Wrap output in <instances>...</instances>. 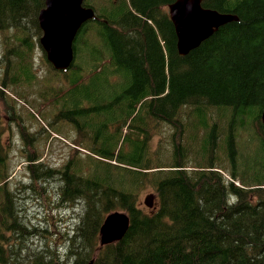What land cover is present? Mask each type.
<instances>
[{"label":"trees","instance_id":"16d2710c","mask_svg":"<svg viewBox=\"0 0 264 264\" xmlns=\"http://www.w3.org/2000/svg\"><path fill=\"white\" fill-rule=\"evenodd\" d=\"M176 1L110 0L108 8L104 5L103 15L94 19L100 43L86 40L80 46L83 66L70 68L72 79L66 76L70 89L58 118L66 119L81 135L94 132L97 140L107 131L106 148L87 152L88 172L72 168V159L53 170L58 178L45 183L60 198L47 197L49 208L73 211V235L66 224L63 247L68 246L63 261L61 253H46L51 258H42L40 250L34 252L36 260L27 264H264V0H204L203 7L237 16L238 20L221 26L185 56L179 53L176 29L166 13ZM85 6L91 7L89 2ZM45 7L46 0H0V31L14 30L22 45L9 51L17 59L25 61L24 51L34 52L36 38L43 50L39 15ZM26 64L22 69L25 80L29 78ZM20 79L21 74L12 76V84ZM6 86L4 81L0 98ZM185 108L188 110L184 114L190 116L181 117ZM210 118L216 119L212 127ZM183 119L187 121L177 124L175 139L188 131L189 142L196 141L194 133L207 134L196 149L197 163L193 165L181 155L173 166H159L150 172L155 169L148 162L154 136L152 122L171 124ZM226 119L230 120L224 136L221 122L225 125ZM94 123L102 125L98 134L92 130L96 128ZM252 125L256 151L240 161L237 138ZM217 137L219 145L215 143ZM174 143L176 150H187L176 140ZM79 147L74 150L80 151ZM217 151L227 154L234 165L231 170ZM93 154L126 165L121 167L125 174L121 172L118 179L120 168L96 160ZM200 154L212 157L204 163L199 160ZM32 159L28 162L35 177ZM237 162L255 171L249 170L250 176L240 173ZM6 163L0 140V168ZM100 170L104 171L102 181L93 177L101 178ZM223 170L231 178H226ZM8 185L9 180L0 174V194L5 198L0 230L14 233L20 242V232L31 231V199L25 197L13 212V195L5 194ZM148 188L152 190L149 196L153 198L148 201L152 206L144 204L152 207L150 212L140 206L139 199ZM114 211L128 214L129 229L122 240L102 246L101 227ZM44 231L42 227L34 235ZM34 235L25 241L28 254L35 250L30 241ZM96 252L98 258L90 257ZM5 256L6 248L0 246V264H6ZM19 256L15 248L10 263L17 264Z\"/></svg>","mask_w":264,"mask_h":264},{"label":"rangeland","instance_id":"374dc122","mask_svg":"<svg viewBox=\"0 0 264 264\" xmlns=\"http://www.w3.org/2000/svg\"><path fill=\"white\" fill-rule=\"evenodd\" d=\"M85 2H89V5L93 7L92 9L95 11L96 18L103 15L104 5L106 8L110 5V0H83V3ZM166 13L169 14V9L166 10ZM96 26V20H89L86 22L85 30L75 40V59L71 67L83 66V48L82 50L80 48L83 42L91 40L100 43L95 33L97 30ZM17 37L18 34L14 30L0 31V89L2 88V83L4 81L7 82L3 98H0V140L4 146L7 163L5 167L0 168V174L4 179L7 178L9 180L5 194L9 192L13 195V202L11 204V207L13 206V212L15 208H18V205L24 203L25 197L31 199L28 205V216L32 220V226L30 227L31 231L20 232L22 235L20 242L16 239L14 233L9 234L1 228L0 234L2 235L0 238L4 237V239L0 242V246H5L6 248V256L4 257L6 258V264H11L9 258L13 257L15 248L20 251L19 259L16 262L17 264H27L28 260H36L34 258L36 257L34 252L40 250L43 252L42 258L44 256L51 258L49 254L45 255L46 253H52L54 255L61 253L62 259L60 261H63L64 253L68 246L66 244L63 247L65 233H67V227L65 228V225H68L69 233L73 235L71 228L74 227L76 217H74L73 211L71 210H59L57 208L55 209L54 206L51 209L49 208V199L47 200V197H50V200L53 198L57 200L60 197L57 196L56 190H53L45 182L57 179L58 175L53 170L60 169L61 167L59 165L67 164L71 159L73 160L72 168H84V172H88L90 169H87L88 163L86 161L89 159L87 152H95L96 150L106 148L105 135L107 131H103L97 140L95 139L94 132L91 131L90 135L89 133H83L81 135L78 129L66 119L62 120L58 118L60 112L64 109V95L70 89V84L66 76L68 79H72L71 72L73 69H70L66 74L61 73L63 72L62 70H56L54 64L47 56L45 57V52L38 46L37 38L35 39L37 44L34 52L24 51L25 61L17 59L15 53H10L13 47L17 49L22 47ZM79 48L81 51H78ZM25 62L27 63L29 75V78L25 76L27 80L24 79L22 72ZM86 66L89 67L88 60L86 61ZM18 74H21L20 82L13 85L11 77ZM72 106L74 105L71 104ZM187 110L188 108L182 110L181 117L183 115L185 117L190 116L184 114ZM212 114L217 118L215 112ZM93 118L96 120V117ZM215 118H210V127L216 123ZM229 120L226 119L225 125L224 122H221V128L225 132L224 136L227 135ZM186 121V119L182 121L176 120L171 124H155L156 122H152L154 126L151 131L154 136L150 142L148 162L155 169L150 170V172L157 171L158 168L156 167L159 166H173V164L181 160V155L190 159L193 165L197 163L195 159L198 157L196 149L201 146L202 140L207 134L204 131L194 133L197 136L196 141L189 142L191 132L188 131L180 133V136L175 139L174 135L178 128L177 124L181 125V123H186ZM94 124L96 128L93 127L94 129H91L98 134L102 125ZM254 131L255 129L252 125L249 129L241 133L240 139L237 138L236 147L239 148L237 149V158L240 157V161L245 159V155L247 158H251L256 151ZM110 134L113 135L114 133L109 132ZM174 140L187 150L182 152L176 150ZM215 143L219 145V137H217ZM76 145L80 146V151L74 150ZM190 147L193 148V152L189 151ZM217 154L222 158L223 163L229 170H231V167H234L228 160L227 154H222L218 151ZM201 156L202 159L199 160L204 163H207L212 157L210 155L203 156V154ZM92 157H95L96 160H103L111 166L120 168L118 171V179L121 177V172L125 174V169L121 167H126V165L116 161L101 159L99 156L97 158L95 154ZM30 158H34L31 161L36 166L35 173L37 174L35 177H33V172L30 169L31 163L30 161L28 162ZM187 166L188 169H191L190 165ZM236 166H241L238 172L247 173V175L249 174V170L255 171L252 168H247L241 162H237ZM51 167H57V169ZM217 167L224 169L221 166ZM159 170L161 171L162 169ZM45 172H49V175L45 174ZM84 172L81 171L79 173L84 177H89ZM99 172H101V178L97 175L93 177H97L102 181L104 171L100 170ZM223 174L226 178H231L229 172L223 170ZM35 178L37 181H34ZM118 179L113 182L114 186ZM251 181L253 180L249 182ZM23 183L29 185L34 184L33 186L35 187L27 189L23 187ZM117 186L121 188V184H117ZM100 191L102 192V190ZM150 191H152L151 188H148L147 192H142L139 197L140 206L147 212H150L152 209V207L149 209L144 204L149 195L152 194ZM3 200L5 198L0 194V209L4 203ZM82 203L86 206L84 201ZM64 204L62 203L60 206ZM48 216H50L49 219ZM12 223L14 222H9V224ZM42 227L45 228V231L35 236L34 233H37ZM31 234L34 235L30 241L34 244L33 249L35 250L31 254H28L24 250V245ZM90 257L93 259L98 258V252L93 255L90 254Z\"/></svg>","mask_w":264,"mask_h":264},{"label":"water","instance_id":"95a60500","mask_svg":"<svg viewBox=\"0 0 264 264\" xmlns=\"http://www.w3.org/2000/svg\"><path fill=\"white\" fill-rule=\"evenodd\" d=\"M204 0H177L169 5V15L173 22L177 37L178 50L182 56L199 47L203 41L212 36L221 26L237 21L238 17L221 14L203 7ZM54 20H69V29L57 40L47 34L46 22H50L51 11ZM95 11L84 6L83 0H46V7L40 12L39 22L43 31L40 40L47 58L54 64L56 70L67 71L75 59V40L82 27L95 18ZM177 17V18H176ZM52 21V22H53ZM52 27L48 24V28ZM68 32V33H67ZM264 121V110L262 115ZM152 196H149L145 203ZM149 206H152L149 204ZM130 226V218L126 213L113 212L109 214L101 227V245L116 243L123 239Z\"/></svg>","mask_w":264,"mask_h":264},{"label":"bare ground","instance_id":"6f19581e","mask_svg":"<svg viewBox=\"0 0 264 264\" xmlns=\"http://www.w3.org/2000/svg\"><path fill=\"white\" fill-rule=\"evenodd\" d=\"M54 11L55 10L51 11V17H50L51 21L50 22H48V21L46 22L48 40H49V35H52L57 40L61 39L62 35L66 34V33H63V32H66L69 29V23H68V22H70L69 20L58 19V20L53 21L54 18H55ZM222 14H224V13H222ZM48 24H51L52 27L48 28ZM59 35L61 36L60 38H59Z\"/></svg>","mask_w":264,"mask_h":264}]
</instances>
